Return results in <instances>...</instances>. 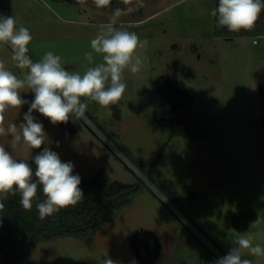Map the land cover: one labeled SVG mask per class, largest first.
Masks as SVG:
<instances>
[{
  "label": "rangeland",
  "instance_id": "1",
  "mask_svg": "<svg viewBox=\"0 0 264 264\" xmlns=\"http://www.w3.org/2000/svg\"><path fill=\"white\" fill-rule=\"evenodd\" d=\"M177 1L141 0L138 7L137 0L128 5L111 0L97 8L94 0H0V14L30 31L28 55L34 62L51 51L67 70L83 74L101 62L93 53L89 64L85 53L117 8L134 10L120 16L115 27L146 41L137 50L141 71L124 72L127 87L118 105L103 108L82 98L86 119L56 125L33 111L46 133L41 151L48 147L72 162L85 180L102 170L109 181H145L128 206L91 234V242L63 236L36 243L34 264H104L107 258L150 264L143 260V244L134 242L143 236L155 247L154 234L163 248L154 264H184L188 256L185 264H207L200 258V249L209 258L202 235L224 255L240 236L264 248V35H216L210 14L215 0ZM11 57L10 46L0 44V60L24 78L27 70ZM170 81L190 98L178 95L170 102L164 91ZM21 98L29 103L7 110L5 127L24 122L34 93L23 89ZM0 144L27 161L39 150L30 155L20 144L12 147L11 136L0 137ZM242 258L264 264V256L247 251Z\"/></svg>",
  "mask_w": 264,
  "mask_h": 264
},
{
  "label": "clouds",
  "instance_id": "2",
  "mask_svg": "<svg viewBox=\"0 0 264 264\" xmlns=\"http://www.w3.org/2000/svg\"><path fill=\"white\" fill-rule=\"evenodd\" d=\"M128 5L131 0H123ZM97 8H106L111 0H94ZM141 7V0H137ZM132 7L117 8L110 22L105 25L90 42L91 52L85 59L93 64V53L101 57V62L88 67L83 74L67 70L61 57L49 51L39 61L34 62L28 55V45L32 35L23 25L17 26L13 16L0 14V44L10 46L15 66L27 70L24 78H19L8 70L0 60V137L11 136V146L20 144L31 155L32 150L40 149L46 141L42 123L38 122L33 111L47 118L53 125L68 123L69 119H86L88 104L95 102L103 108L118 105L126 91L124 72L136 75L142 69L143 61L137 54L146 45L135 32L115 27L120 16L133 11ZM264 11V0H218V6L211 11L216 18L217 28H227L229 32L251 31L255 28ZM255 43V42H254ZM34 93L23 123L18 126L10 123L5 127V113L9 109L21 108L29 103L21 98V90ZM83 98V101H82ZM35 171L25 159H16L0 144V209L8 196L19 194L20 205L31 210L38 189L43 199L36 204L41 220L51 217L62 209L75 207L84 198L80 187L81 177L73 174L72 162H63L59 154L48 147L32 156ZM35 178V179H34ZM236 247L215 261V264H251L242 258L245 251L252 256H264V248L253 246L247 236L234 240ZM104 264H116L107 258Z\"/></svg>",
  "mask_w": 264,
  "mask_h": 264
},
{
  "label": "trees",
  "instance_id": "3",
  "mask_svg": "<svg viewBox=\"0 0 264 264\" xmlns=\"http://www.w3.org/2000/svg\"><path fill=\"white\" fill-rule=\"evenodd\" d=\"M217 6L218 0H215V8ZM214 32L216 35L236 33L229 32L227 28H217L216 18ZM237 33L264 35V11H262L253 30H241ZM260 83L264 98V80H261ZM164 91L170 102H172L173 97L178 95L182 99L190 98L187 91L177 87L174 81H170ZM173 106L175 111L176 106ZM175 114L176 116L179 115V109ZM109 138L129 158L126 148L124 149L110 136ZM40 151L41 149L38 150L37 154ZM28 162L35 171L34 161ZM141 171L149 178L147 172H144L142 168ZM73 174L78 173L73 171ZM144 185L145 181L141 177L134 183L109 181L104 176L103 171L100 170L90 180L81 177L80 187L84 192V198L80 203L75 207L62 209L43 220L39 218L36 208V204L44 198L42 190L38 189L37 198L33 201L31 210H25L20 205L19 194L8 196L3 201L4 208L0 209V264H34L32 261V247L36 243L55 240L63 236L83 237L91 242V234L114 219L118 211L128 206L133 196L138 194ZM252 211L254 210L252 209ZM252 217L257 218V214L254 213Z\"/></svg>",
  "mask_w": 264,
  "mask_h": 264
},
{
  "label": "crops",
  "instance_id": "4",
  "mask_svg": "<svg viewBox=\"0 0 264 264\" xmlns=\"http://www.w3.org/2000/svg\"><path fill=\"white\" fill-rule=\"evenodd\" d=\"M178 1L182 2L184 0H178ZM147 234L145 236H148ZM150 235H151V232H149V236ZM154 235H155L156 241H157V244L155 245V247L152 246L149 242H146V241H138V240L136 241V244H139V243L143 244V245H141V247L144 248V252H147L146 255H144V253L142 254V255H144L143 256V260L145 262H147V263H150V264L156 263V261L161 257L162 249H163L162 248V244L160 243L161 239L159 240V238H157V235L156 234H154ZM199 243L202 244L203 246H205L203 243H201V242H199ZM189 249H191V246L186 247V250H189ZM186 250H185V252H187ZM200 256H201L200 258L203 260V262H207V264H211L212 263L210 254H209V258H208V253L204 252V250L202 251L200 249ZM188 258H189V256L186 258L185 263L187 262ZM180 263L183 264V260H181Z\"/></svg>",
  "mask_w": 264,
  "mask_h": 264
},
{
  "label": "built area",
  "instance_id": "5",
  "mask_svg": "<svg viewBox=\"0 0 264 264\" xmlns=\"http://www.w3.org/2000/svg\"><path fill=\"white\" fill-rule=\"evenodd\" d=\"M202 236H201V239L203 240L204 243L207 244V247L209 249L210 257L213 260L212 264H215V261H217L219 258H221V257H223L225 255L222 253V251L214 243H212L211 241L207 240V238L204 235H202Z\"/></svg>",
  "mask_w": 264,
  "mask_h": 264
},
{
  "label": "flooded vegetation",
  "instance_id": "6",
  "mask_svg": "<svg viewBox=\"0 0 264 264\" xmlns=\"http://www.w3.org/2000/svg\"><path fill=\"white\" fill-rule=\"evenodd\" d=\"M140 239H141L142 241H146V240H145L146 238H144L143 236L140 237Z\"/></svg>",
  "mask_w": 264,
  "mask_h": 264
},
{
  "label": "water",
  "instance_id": "7",
  "mask_svg": "<svg viewBox=\"0 0 264 264\" xmlns=\"http://www.w3.org/2000/svg\"><path fill=\"white\" fill-rule=\"evenodd\" d=\"M137 240H138V239H137V237L135 236V242H134V243H136Z\"/></svg>",
  "mask_w": 264,
  "mask_h": 264
}]
</instances>
